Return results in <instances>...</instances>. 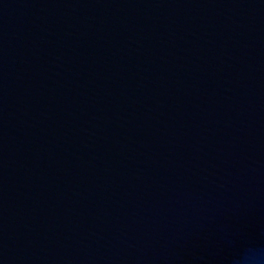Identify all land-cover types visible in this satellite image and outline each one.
<instances>
[{
    "label": "water",
    "instance_id": "obj_1",
    "mask_svg": "<svg viewBox=\"0 0 264 264\" xmlns=\"http://www.w3.org/2000/svg\"><path fill=\"white\" fill-rule=\"evenodd\" d=\"M0 264H264V0H0Z\"/></svg>",
    "mask_w": 264,
    "mask_h": 264
},
{
    "label": "clouds",
    "instance_id": "obj_2",
    "mask_svg": "<svg viewBox=\"0 0 264 264\" xmlns=\"http://www.w3.org/2000/svg\"><path fill=\"white\" fill-rule=\"evenodd\" d=\"M254 259L257 260V261H259V260H260V257H259L258 255H256V256L254 257Z\"/></svg>",
    "mask_w": 264,
    "mask_h": 264
}]
</instances>
